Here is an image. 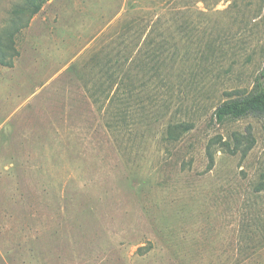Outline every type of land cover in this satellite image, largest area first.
<instances>
[{
    "label": "rangeland",
    "instance_id": "374dc122",
    "mask_svg": "<svg viewBox=\"0 0 264 264\" xmlns=\"http://www.w3.org/2000/svg\"><path fill=\"white\" fill-rule=\"evenodd\" d=\"M16 48L0 264H264L263 119L214 116L264 73V0H49Z\"/></svg>",
    "mask_w": 264,
    "mask_h": 264
},
{
    "label": "trees",
    "instance_id": "16d2710c",
    "mask_svg": "<svg viewBox=\"0 0 264 264\" xmlns=\"http://www.w3.org/2000/svg\"><path fill=\"white\" fill-rule=\"evenodd\" d=\"M49 0H25L22 5L15 6L12 11L11 25L8 29L0 32V67H10L13 65L14 58L19 54L16 48V37L21 31L29 27L31 20L42 10L43 6ZM115 73H110L109 82L113 80ZM113 82L109 84L112 86ZM119 85H117L118 87ZM119 95V94H118ZM116 96V92L114 94ZM113 96V97H114ZM226 99L215 111V120L219 124H223L228 120H239L250 115L260 116L264 125V73L257 79L255 87L250 93L236 94L229 93ZM121 100H119L120 102ZM127 101L123 105H128ZM189 131L186 124H179L175 127L169 126L168 133L170 139L177 140L178 135ZM247 145H243L240 138H235V144L228 141L222 143L223 147L233 153L241 150L246 156L255 142L253 139L246 137ZM209 159L211 165L214 164V157L209 149Z\"/></svg>",
    "mask_w": 264,
    "mask_h": 264
}]
</instances>
